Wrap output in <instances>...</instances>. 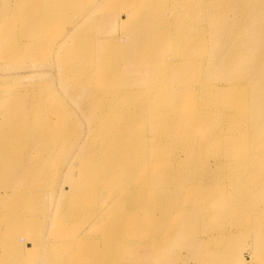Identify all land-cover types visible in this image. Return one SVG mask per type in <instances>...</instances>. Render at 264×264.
<instances>
[{
    "label": "bare ground",
    "instance_id": "6f19581e",
    "mask_svg": "<svg viewBox=\"0 0 264 264\" xmlns=\"http://www.w3.org/2000/svg\"><path fill=\"white\" fill-rule=\"evenodd\" d=\"M87 1L45 0L43 6L36 5L35 0L30 6L32 0H14L6 17L10 42L4 58H32V54L55 48L59 56L63 55V59L59 57L64 62L62 73L72 75L68 80L74 94L85 99L82 118L91 124L81 130L83 139L78 150L69 146L60 152L64 133L57 127L64 126L67 136L76 124L73 119L52 121L49 135L55 137L57 131L62 136L46 142L47 151L45 147L35 151L28 164L40 179L47 165L60 167L64 154L71 171L65 184L50 193L47 205L34 199L13 204L18 211L22 205L28 206L22 222L4 216L5 208H9L5 199L21 195L20 186L0 185L4 190L0 191V247L16 248L18 237L14 232H28L32 225L28 213L39 208L40 214L36 212L32 218L41 219L38 233L44 236L42 249L48 248L46 261L54 256L56 264H118L119 260L126 262L123 264H191L188 257L179 258L178 251L171 253L173 238L180 250L184 244L195 254L196 248H204L203 259L194 264H243L239 248L248 241L247 236L254 241L257 253L253 251L250 262H255L258 255L261 262L264 0H97L100 6L84 9L77 25L59 32L61 27L56 26L63 27L69 12L72 17L76 14L75 5ZM104 4L112 10L93 26L105 29L97 31L99 40L92 41L93 49L85 48L88 51L83 57L73 36L90 25ZM19 91L30 93L28 88ZM4 94L1 99H11V94ZM14 95L16 101L26 99L23 93ZM29 101L24 128L18 122L0 133V158L5 161H17L18 148H26L25 137L36 136L31 123L44 120L31 116L43 110L45 102ZM143 108H147L145 114ZM104 137L109 139L105 144L107 157L84 152L86 142ZM27 145L30 150L36 142L29 140ZM214 151L217 154L212 155ZM145 166V177L134 180L136 185L113 198L106 195L108 189L103 190L107 184L95 181L107 173L114 178L112 186H118L120 181H131L124 176L127 168ZM167 168L190 173L179 179L178 186L173 183L166 187L161 205L147 204V196L161 183L156 178ZM26 172L24 166L11 176L24 178ZM77 174L88 176L78 182ZM7 176L6 171L0 180ZM188 187L198 191L186 195ZM173 189L181 191L167 193ZM60 191L73 194L62 212L56 203ZM131 191L132 196L139 192L137 208L127 216L117 215L124 226L135 225L131 236L143 243L131 247L137 252L135 256L113 241V221L105 222L106 214ZM169 199L172 204L166 205ZM97 202L101 207L88 222L78 225L84 221L78 223L82 207L93 210L87 204ZM46 206L52 207L51 216ZM213 222L217 228L211 233ZM47 227L52 236L48 244ZM97 231L105 235L93 236ZM162 232L165 238L161 244ZM29 241L35 243L36 239L31 236ZM212 243L216 245L207 247ZM217 251L224 257L222 263L215 261L213 254Z\"/></svg>",
    "mask_w": 264,
    "mask_h": 264
},
{
    "label": "rangeland",
    "instance_id": "374dc122",
    "mask_svg": "<svg viewBox=\"0 0 264 264\" xmlns=\"http://www.w3.org/2000/svg\"><path fill=\"white\" fill-rule=\"evenodd\" d=\"M34 1L35 0H32V2L29 3L30 6L34 3ZM91 3L92 5H90ZM13 4H14V0H0V92L2 94H4L5 92L9 95L11 94V97H10L11 99H9V97L8 99L7 98L1 99L2 96L0 93V120H1L0 121V127H1L0 133L1 132L6 133L10 127L18 125L17 124L18 122L21 123L19 126L24 128L26 119L29 117L26 114V112L28 111L26 110V107H27L29 100H30L29 102H32V103L34 100L36 102L39 99L45 102L43 110L40 108L41 110H39L36 114L33 113V116H31L33 120H35L36 117H40L44 120L41 122L31 123V125L34 127V130H36V136L35 137H25L23 144L24 143L26 144V148L23 147L22 150L18 148V154L16 156L17 161L8 162V161H5L3 158H0V178L5 176L6 171L8 173L7 177H5L3 180H0V185L7 184L11 187H15V185L17 184L20 186L22 190L21 195L14 197L12 194L10 197L5 199L7 200L6 202L9 205V208H5L4 216L7 219L13 218L15 220H21L22 222V220L26 216L25 209L28 208V206L24 204L21 206V210L18 211L17 209L13 208V204H16L17 202H24V201L34 199V201H37L39 203L41 201L45 203V205H47L48 204L47 201L49 202V199L51 197L50 193L53 192V189L56 186H61L65 184V179L69 175L71 171V167H72V165L69 164V162L68 163L66 162L65 157L67 156H64L63 154L61 160H65V161H62L61 164H59L60 167H56L53 164L47 165L46 169L43 170L44 171L43 177L39 179L35 177L36 174H32V165L28 164V161L32 159V157L35 154V151L44 150V147H45V151L48 150V147H46V142H49L51 139H56L57 137L62 136V133L60 136L59 132L57 133V131H62L64 133V138H63L64 144L59 148L60 152L62 150L63 152L67 151L69 146L71 150L72 149L75 151L78 150V148L81 147L80 144L83 139V134L81 130L84 128L86 129L87 125L91 123L86 122L85 118H82L83 115L81 114L84 110L83 104L85 103L84 101L85 99L82 97L76 96L74 94L75 92L73 91L72 85L69 83V80H68V78L71 77L72 75L71 74L67 75V74L62 73L63 72L62 65L64 64V62L60 60L63 55L59 56L58 54L59 52L55 48L54 50L52 49L51 51L50 49L48 50L45 49L42 52H38L37 54H32L31 56L32 58L30 57L26 58L21 55L19 56L17 55L18 57L16 58L15 61H7L4 58L5 54L7 53L6 48L8 47V42H10L9 29L8 27H6V24L8 23L6 17L9 14V11H10L9 9ZM39 4L44 6L46 2L45 0H37L36 5H39ZM98 4L99 3L97 2V0H89L87 2L75 5L76 14L72 17L70 16V12H69V16L64 20L65 22L63 24V27L60 24L56 26V28L61 27V30H59V32L62 30H69L70 28L72 29V27L77 25V23L79 22V17L81 15V12L84 11V9L87 10L94 6L95 7L100 6ZM105 5L106 4H104L99 11L95 12L96 14L91 20L90 25L86 26V29L79 32V34H74L73 36L75 38V44L78 47V49H80V53L83 54V57L86 56L87 51H88L85 48L90 47V50L93 49L92 41L99 40V34H98L99 32L97 31L105 29V28H101L97 30L93 26V24L95 23V21H97L98 18L104 17L106 14H109L111 12L112 9L106 8ZM68 11H69V8H68ZM28 12L34 13L31 10H28ZM100 21L101 19H99L96 22L97 23L96 25H98L99 24L98 22ZM71 23H74V24L71 25ZM141 23L144 24L143 21H141ZM95 32H97V34ZM27 65L28 67L26 68ZM59 66H61L60 69H59ZM27 88L28 90H30V93H28V95L22 91L18 92L19 89L26 90ZM15 93H23L24 95H26V99H23L21 101H16L15 99H13L15 98V95H14ZM77 101L79 103H77ZM69 108H71V110ZM146 111H147V108L142 109V112H144V114ZM9 116H11V118ZM7 119H11V120L8 121ZM55 119L56 120L57 119L58 120L73 119L76 124V128L74 132L66 136L65 127L58 126L55 137H51L49 135L51 131V123L52 121H55ZM29 140H34L36 142V145L30 150L28 149V145H27ZM108 141L109 139L106 137L100 138V139H92L89 142L85 143L86 148L84 152L89 150L91 152L96 153L101 158L107 157L109 153V149L107 148L108 146H105V144ZM70 144H73V145H70ZM215 153L216 151H214L212 155H214ZM111 155L112 154H110L109 156ZM24 166L26 170H28V172H26L27 176H24V178H22L20 175L17 177L11 176L12 172L15 173V171L21 170V168H23ZM146 169H147V166L143 168L142 167L132 168V169L127 168L126 169L127 172L124 176L126 178H130L131 181L127 183H125L124 181H120L121 184L119 185L118 183V186H112L115 182L114 178L111 179V177L107 173H104L100 178L96 179L95 181L97 182L102 181L101 184L104 186L105 184H107L108 188L104 187L103 190L108 189L106 195L112 196L113 198L114 196H116L117 194L125 190L127 187H132L136 185L137 183L133 181L139 179L140 177H145L143 176V172ZM161 169L162 168H158L157 170L159 171ZM96 170L99 171L100 169H96ZM96 170L94 172H97ZM166 170H167L166 172L162 173L161 176L156 178L161 183L158 186H156V188L147 196V199H146L147 204L149 205L160 204L161 205L160 198H162L161 195L163 194L166 187L169 185H172L173 183L178 186L179 179L183 175L190 173V171L185 172L181 170L176 173L173 169H170V168H167ZM136 174H138L137 177H135ZM86 176L88 175L87 174H77L76 179L78 182H82L84 181ZM92 180L94 179H91V181ZM0 191L2 192L4 190L1 189L0 187ZM180 191L181 190L173 189L167 193L172 194V193H177ZM197 191H198V188L196 187L195 188L188 187L186 191L187 192L186 195L190 194L189 192L195 193ZM133 192L134 191L129 192L130 194L127 197L120 198L119 206H117L115 209L110 211V214H106L105 222L113 221V231H114V233L112 234L113 241L122 245L124 247V251H132L133 255L135 256L137 252L134 251L131 247L137 246V245L141 246L143 243H141L140 240L135 239L131 236L132 230L134 229L135 225H133L132 227L129 225L124 226L121 223L122 219L121 218L119 219V215H117V214H120L121 216H125V215L127 216L128 213H130V211L137 208L139 192H137L136 194L132 196ZM33 194L34 196H32ZM28 196L32 198H29ZM71 196H73V194L70 192H66V193H63L62 191L58 192L56 196V203L58 204L57 209L59 211L62 212L64 210V206L69 203V201L71 200ZM261 198H264V192L261 194V197L259 199ZM222 199L226 201L225 197H222ZM165 204L169 205V204H172V202L169 199L167 202H165ZM87 205L95 209L91 210V209H88L87 207L86 208L82 207V209L80 210V213H82V216L80 220L78 221V223L81 222L82 220L84 221H82L78 225L80 224L83 225L84 223L88 222L90 219V216L101 207L100 202H97L94 204L88 203ZM103 205H105V203ZM47 210H49V216H51L52 207L48 206ZM33 211L35 212L28 213V216H30L28 218L29 220L32 221V225L31 227H29L28 232H14V234H16L18 237L17 247L12 248L10 250H4L3 248L0 247V264H56L57 263L56 260H53L55 259L54 256L53 257L51 256V258H49L50 260L48 259L46 261V253L48 251L47 250L48 248L42 249L43 248L42 242L45 240H44L43 233H40V234L38 233V230H41V219L32 218L33 216H35L34 214L39 213V208ZM2 215L3 214L0 213V217ZM174 219L175 217H173L170 220V222ZM229 226L231 229H233L232 225L229 224ZM216 228H217V224L213 222L211 233L214 232ZM234 230H236V228ZM47 231H48V227H47ZM164 232H162L159 236L160 241H162L161 244L163 243V240L165 238ZM179 234H180L179 238H182L180 232ZM201 234H203V232ZM204 234L206 233L204 232ZM244 234H246V232ZM251 234L252 233H247V235H251ZM67 235L68 234H65V236ZM92 235L102 236L105 234L103 231H97L96 233L93 232ZM31 236L35 237L36 239L35 243H32L29 241V237ZM45 237L46 238L48 237L46 239L47 244H48L49 238L52 237L49 234V231L45 234ZM247 240L248 241L243 246H241V248H239L240 249L239 253L243 257V260H244L243 264H264V257L261 259V262H260L259 255L256 257L255 262H250L249 257L252 256L253 251H255V254H257L256 249H255L256 245H254L255 244L254 241L252 242L250 241L249 236H247ZM170 241H171L170 249H172L171 253L173 254L174 252L178 251L179 258H181V256L188 257L190 259L191 264H194L199 259L200 260L203 259L202 250L204 248H196L198 252L197 254H195L193 251H188L184 248L186 247L185 246L186 244H184L182 250L178 249L175 246L176 238H173ZM146 243H148V241ZM194 244H197V242ZM214 245H216V243H212L208 245L207 247L214 246ZM229 248L231 247L229 246ZM213 256L215 257L216 262H219V263L223 262L224 257L221 254H219L218 251L214 253ZM229 257L231 258L230 253H229ZM123 263H126V262L123 260H119L118 262V264H123ZM104 264H107V263L104 262Z\"/></svg>",
    "mask_w": 264,
    "mask_h": 264
}]
</instances>
